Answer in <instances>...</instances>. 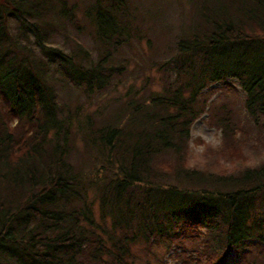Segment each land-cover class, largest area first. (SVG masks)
<instances>
[{
    "label": "trees",
    "instance_id": "16d2710c",
    "mask_svg": "<svg viewBox=\"0 0 264 264\" xmlns=\"http://www.w3.org/2000/svg\"><path fill=\"white\" fill-rule=\"evenodd\" d=\"M83 1L0 0V264H264V0L196 1L159 52L133 0ZM92 24L95 56L57 38ZM206 111L255 165L187 166Z\"/></svg>",
    "mask_w": 264,
    "mask_h": 264
},
{
    "label": "rangeland",
    "instance_id": "374dc122",
    "mask_svg": "<svg viewBox=\"0 0 264 264\" xmlns=\"http://www.w3.org/2000/svg\"><path fill=\"white\" fill-rule=\"evenodd\" d=\"M75 3H84L83 0H74ZM199 0H133L130 5L131 10V19L134 21L133 26H128V23L125 25V29L129 32L134 31L138 34H141L145 37H150L152 41H154L155 45L153 46L154 51L159 52V49L162 48L164 43L168 40L169 35H174L175 33L180 32L181 28L187 27L194 20L196 11L195 2ZM87 4L84 5V8ZM88 7H86L87 10ZM81 9V8H80ZM79 9V10H80ZM78 10V11H79ZM82 14V13H81ZM81 14H77L78 17L81 18ZM93 14V12H92ZM129 18H126L128 20ZM125 20V21H126ZM94 26L88 27L86 26L85 31H77L73 26L69 29V31H60L56 34L59 41L65 42L66 45H73L75 37L80 40L83 44H86L87 47L91 50V54L93 56L99 53L98 43L94 40V37L88 30L90 31L95 29ZM155 52H148V56H154ZM147 73H152L155 78L154 87L159 88V77H161L160 73H158L156 68L149 69ZM130 80L128 81V83ZM214 95L209 99L210 104L222 103L225 101L232 102V106L237 108L240 116H244V107H243V97L244 92L241 90V86L238 80L228 79L227 82H219L214 84ZM210 108V107H208ZM209 110V109H208ZM208 111L205 112L204 115L195 120L194 125L191 130V141H189L188 150L186 153L188 164L187 166L194 168H205L211 166H219V168H223L228 170L231 167H235L236 164L239 163H249L247 165H255L258 159H254L251 156H254L252 153L245 159L244 156H239L237 161L231 163L227 162L222 158H215L212 156L211 151H217L218 149L224 148V137L221 129L218 126H213L208 123ZM243 142V140H240ZM203 146V147H201ZM243 149H247L246 146L242 145ZM222 160L219 162H212L211 160ZM205 166V167H204ZM164 251L162 248H158V251ZM143 253H141L142 255ZM150 260L151 264H158L155 258H151L143 255L142 258H137L136 264H141L145 261ZM167 264H177L178 260L173 255V251L169 252L166 257Z\"/></svg>",
    "mask_w": 264,
    "mask_h": 264
},
{
    "label": "clouds",
    "instance_id": "9594fccd",
    "mask_svg": "<svg viewBox=\"0 0 264 264\" xmlns=\"http://www.w3.org/2000/svg\"><path fill=\"white\" fill-rule=\"evenodd\" d=\"M201 147H203V146H201Z\"/></svg>",
    "mask_w": 264,
    "mask_h": 264
}]
</instances>
